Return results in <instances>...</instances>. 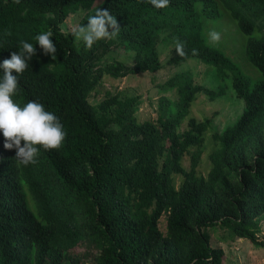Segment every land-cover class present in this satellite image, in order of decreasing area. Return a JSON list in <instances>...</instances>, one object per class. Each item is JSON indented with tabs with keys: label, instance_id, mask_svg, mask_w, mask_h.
<instances>
[{
	"label": "trees",
	"instance_id": "16d2710c",
	"mask_svg": "<svg viewBox=\"0 0 264 264\" xmlns=\"http://www.w3.org/2000/svg\"><path fill=\"white\" fill-rule=\"evenodd\" d=\"M98 7L116 16L120 32L88 49L62 25L85 10L79 26H86ZM224 12L247 35V56L260 79L205 39L206 20ZM44 31L53 34L56 57L36 45L14 100L41 102L67 136L23 166L0 133V264H225L224 247L211 239L218 226L230 240L263 244L264 0H170L164 9L147 0H0V62L20 50L21 40L35 45ZM162 40L184 44L185 55L175 50L171 63L199 58L228 82L221 89L231 85L243 101L237 120L213 132L217 148L207 175L198 168L212 120L192 116L191 107L200 93L216 99L223 90L178 73L161 85L177 98L161 97L157 119L144 121L139 95L107 90L92 101L105 76L161 70ZM119 48L134 53L132 64L104 60ZM81 244L86 250L75 255Z\"/></svg>",
	"mask_w": 264,
	"mask_h": 264
},
{
	"label": "rangeland",
	"instance_id": "374dc122",
	"mask_svg": "<svg viewBox=\"0 0 264 264\" xmlns=\"http://www.w3.org/2000/svg\"><path fill=\"white\" fill-rule=\"evenodd\" d=\"M85 14V10H80L76 14L70 15L66 22L62 25L64 32H71L79 27L81 18ZM215 31L219 33V40L212 41L209 38V33ZM203 35L207 42L220 50L224 51L228 56H231L243 69L245 73L252 76L254 80L260 79L261 72L249 61L247 56V35L239 28L236 21L229 12H224L220 17L209 18L205 22ZM174 43L164 42L159 43L161 50V60L163 68L159 71L145 72L135 76L129 75L123 78H112L105 76L103 85L100 86L101 91L98 96L92 101H99L104 98V93L111 90L113 93L122 92L128 95H139L142 99V104L138 112L141 121L147 119H157L158 104L161 97L169 96L177 98L175 91H161V85L166 83L172 76L181 72H190L197 82L208 85L212 88L221 89L222 84L228 82L218 79L210 65L203 63L197 57H191L185 62L175 64L170 60L176 56ZM134 53L125 49H110L104 60L112 62L122 60L129 64L134 62ZM223 94L216 99H212L206 93H200L191 107V115L199 119L211 118L212 128L205 135V144L203 154L199 163V172L207 175L211 169L212 163L210 154L217 148V143L213 138L215 130L222 131L226 126L233 124L238 116L243 112V101L237 98L234 91L229 85L223 87ZM187 121L182 124L181 130L187 128ZM184 165L190 168V156L185 157ZM182 177L177 176V184L181 182ZM166 215L160 220V227L166 231ZM210 231V229H209ZM258 237L263 243L258 246L253 244L248 239H233L230 240V231L224 227H215L212 231V242L214 245H221L226 252L225 264H263L264 263V219L260 223ZM86 250L82 244L73 249V253L81 254Z\"/></svg>",
	"mask_w": 264,
	"mask_h": 264
},
{
	"label": "clouds",
	"instance_id": "9594fccd",
	"mask_svg": "<svg viewBox=\"0 0 264 264\" xmlns=\"http://www.w3.org/2000/svg\"><path fill=\"white\" fill-rule=\"evenodd\" d=\"M19 3L20 0H15ZM154 8L164 9L170 0H147ZM87 25L79 26L73 33L76 41L83 42L91 49L101 40L112 39L118 36L120 27L116 16L107 9L97 8L95 13L88 16ZM6 35L8 33H5ZM51 31H44L35 36V45L21 40L20 50L11 52L10 58L0 62V133L6 138L5 148L16 150L18 164L28 166L37 163L40 148L46 150L57 149L64 142L67 132L60 118L53 112L46 110L38 100H28L21 103L14 100L21 94L19 77L28 67L36 53V45L43 49L44 54L56 57L57 48ZM212 41H218V32L209 33ZM177 54L185 55L184 44L177 42ZM193 49V54H196ZM15 72V74H14ZM23 141V144H22Z\"/></svg>",
	"mask_w": 264,
	"mask_h": 264
}]
</instances>
